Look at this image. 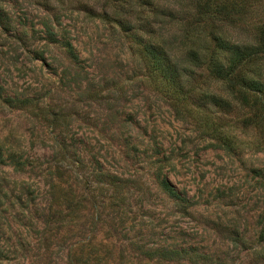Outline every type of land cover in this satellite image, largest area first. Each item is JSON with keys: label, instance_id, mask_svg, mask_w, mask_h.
Listing matches in <instances>:
<instances>
[{"label": "rangeland", "instance_id": "1", "mask_svg": "<svg viewBox=\"0 0 264 264\" xmlns=\"http://www.w3.org/2000/svg\"><path fill=\"white\" fill-rule=\"evenodd\" d=\"M154 1L164 10L162 15L171 9L192 11L190 0ZM245 1L231 18L235 25L215 24L232 42L252 41L254 31L264 24V0ZM131 2L134 13L124 20L141 25L138 34L146 37L142 22L157 28L159 19L142 0ZM118 5L124 6V15L125 0H0V93L31 99L20 108L0 101L2 152L36 159L59 152V140L69 145L72 155L86 161L96 157L105 170L127 182L115 198L106 184L102 195L84 193L78 218H65L48 236L43 260L34 264H68L71 244L76 253L83 246L106 256L101 264H167L139 255L127 237L137 245L229 254L246 264L249 248L264 250V238L258 237L264 219V98L255 103V95L236 87L227 107L202 106L169 92L148 67L142 45L114 17L103 14L116 13ZM46 20L58 37L72 42L78 65L70 62L61 45L47 41L42 25ZM203 37L199 46L209 54L213 43L207 34ZM40 53L44 62L37 59ZM195 74L190 85L194 95L225 94L223 82L201 70ZM255 112L258 120L252 118ZM157 164L195 205L184 207L164 195L155 180ZM0 169L1 174L11 173L6 165ZM64 170L57 185L69 186L67 197L73 204L85 186L98 185L87 170L75 172L74 165ZM27 175L29 182L38 179L26 169L13 173L11 180L18 183ZM236 231L245 235L244 247L232 243ZM28 240L33 248V237ZM173 264L190 263L181 259Z\"/></svg>", "mask_w": 264, "mask_h": 264}, {"label": "trees", "instance_id": "2", "mask_svg": "<svg viewBox=\"0 0 264 264\" xmlns=\"http://www.w3.org/2000/svg\"><path fill=\"white\" fill-rule=\"evenodd\" d=\"M125 2L124 15L121 12L123 5H118L115 8L116 13L113 12L112 15H108L107 12L103 14L114 17L117 25L142 45L148 67L169 92L172 90L174 93L181 94L185 99L202 106L207 103L215 106L230 105L231 98L227 97L236 87L243 90V93L255 95V103L260 98H264V24L254 31L252 41L246 42H232L220 31L221 27L224 28L223 26L227 24H236L231 21V18L238 14L245 0H190L191 12L183 11L181 8L177 11L171 9L163 14L168 19L166 26L161 5L154 0H142L141 4L147 6L153 15H157L154 18L159 19L156 21L159 24L157 28L147 21L142 22L146 37L138 34L141 25L137 27L131 21L124 20L128 13H134L131 0H125ZM216 23H221L220 30L218 25H215ZM42 25L47 41L61 45L70 62L78 65L80 58L72 42L68 38L58 37L49 21L42 22ZM205 27L209 28L208 32H205ZM172 28H174L173 32L167 35L166 31L169 32ZM203 34H207L213 43V49L209 54H206V47L199 46L204 40ZM37 59L45 61L42 53L37 54ZM197 70L207 72L208 76L223 82L222 90L225 94L210 92L204 94L203 97L194 95L190 85ZM0 101L7 106L15 105L20 108L28 105L31 99L19 95L2 97L0 93ZM175 111L178 115V110ZM257 116L255 112L252 118L258 120ZM4 143L0 144V168L1 165H6L11 168V173L1 174L0 169V264H34L37 260H43L45 257L43 255L49 247L48 236L64 225L65 218L69 217L70 222L78 218L77 212L81 207L78 205L84 193H89L90 197H94L90 193L103 192L101 186L106 184L113 188V196L110 194V197L115 198L127 183L117 173L105 170L98 158L91 157L86 161L84 156L72 155L68 151L69 145L59 140L56 142V146L60 149L59 152L53 151L51 154L45 152L35 157L36 159L19 152H2ZM29 144L32 147L34 142L30 141ZM63 162L66 166L74 165L75 172L87 170L90 175H93V181L98 184L93 188L89 186L87 189L85 186L82 194L78 193L76 196L79 199L74 204L72 198L67 197L72 191L67 192L69 186L63 189L57 185V180L64 177L66 166ZM44 163H47L46 166H43ZM155 163L158 161L155 160ZM26 169L34 173V177L38 178L37 181L29 182V175L22 177L18 183L17 179L11 180L13 173L25 172ZM154 171L158 188L168 199L184 207L196 204L192 201L193 197L178 191L170 183L162 174L159 164ZM63 203L67 208L65 215L61 209ZM29 237H33V248L30 247ZM258 237L264 238V219L261 222ZM126 239L128 244L135 246L139 255L149 261L155 260V263L173 264V262L186 259L190 264H239L229 254H220L215 251L203 252L192 247L137 245L130 238ZM231 241L243 247L247 243L243 232L238 231L232 236ZM71 245L66 253L68 264H91L92 260L96 262L94 264H101L107 259L106 256L98 255L95 250L86 249L83 246L76 253ZM73 250L75 253L72 252ZM248 250L252 252L246 264H264L263 249L258 250L253 247Z\"/></svg>", "mask_w": 264, "mask_h": 264}]
</instances>
